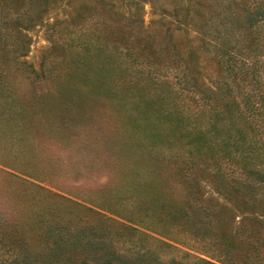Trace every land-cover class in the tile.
Here are the masks:
<instances>
[{"label": "rangeland", "instance_id": "374dc122", "mask_svg": "<svg viewBox=\"0 0 264 264\" xmlns=\"http://www.w3.org/2000/svg\"><path fill=\"white\" fill-rule=\"evenodd\" d=\"M175 1L180 2L177 15ZM257 1L27 0L23 5L32 14L28 20L24 14L6 13L3 7L9 0H0V236L5 234L7 246L24 239L30 255L46 257L73 236L60 239L47 233L48 225L63 222L80 240L102 245L95 254L112 255L117 263L118 258L144 264L200 258L224 264L194 248L181 225L153 209L152 199L160 194L154 186L167 187L180 200L186 188L171 179V166L162 159L167 154L163 125H158L163 131L157 138L154 118L143 122L134 97L119 92L118 75H111L125 58L124 50L106 46L102 38L119 40L116 35L124 29L117 24L134 26L137 19L156 37L170 31L195 49L200 78L214 88L215 63L211 52L198 49L201 34L191 20L194 10L201 4L204 18L212 16L222 32L232 28L238 36L229 19L242 18L244 5L252 7ZM78 16L85 19L74 25ZM104 18L113 24L112 32L105 29ZM253 30L264 41V20ZM76 52L94 70L108 66L106 58L113 68L73 79L69 60ZM60 53L63 59L57 57ZM259 64L264 66V54ZM41 216L48 220L37 222ZM10 218L21 222H8ZM216 223L209 225L213 229Z\"/></svg>", "mask_w": 264, "mask_h": 264}, {"label": "trees", "instance_id": "16d2710c", "mask_svg": "<svg viewBox=\"0 0 264 264\" xmlns=\"http://www.w3.org/2000/svg\"><path fill=\"white\" fill-rule=\"evenodd\" d=\"M26 1L9 0L3 10L17 16L27 15L29 20L32 14L23 5ZM179 6L180 2L175 1V15ZM226 8L228 17L230 6ZM200 9L201 4L191 20L195 19L196 30L201 34L198 49L212 53L214 88L201 80L194 48H187L170 31L163 38L156 37L142 28L138 19L134 26L117 22L119 29H124L120 36L116 35L117 30L114 33L119 40L102 38L106 46L124 50L125 58L116 71L110 67L111 58H106V68L99 65L94 70L85 56H77L79 52H76L69 60L70 75L89 79L94 72L114 71L111 75H118L119 92L134 97V109L143 119L139 117V120L154 118L157 126L152 127H156L157 138L163 131L158 125H163L167 154L162 159L171 166V179L182 184L186 193L180 200L166 191L167 187L164 190L154 186L160 194L152 199V206L160 217L181 225L186 238L196 243L194 248L216 257L220 263L264 264V66L259 64L264 41L253 30L264 20V2L258 0L252 7L245 4L242 18L229 19L237 27L238 36H234L232 28L222 32L212 16L204 18ZM42 10L37 8L39 13ZM77 19L79 22H72L74 25L85 17ZM104 20L105 29L112 32L113 24L109 19ZM63 47L60 44L62 50ZM57 57L63 59L61 53ZM104 59L105 56L102 60L106 62ZM126 62L134 64L128 67ZM139 130L145 134L151 132L146 126ZM145 138L148 142L149 136ZM164 178L170 180L167 175ZM37 219V222L48 220L43 216ZM7 221L21 222L18 218ZM211 221L220 223L212 229ZM47 227L48 234L60 239L73 236L60 244L55 253L42 257L30 255L27 252L30 243L24 239L15 246H7L3 234L0 264H144L132 263L128 258H118L117 263L112 255L95 254L102 245L76 238L63 222ZM164 264L217 263L200 258L184 263L173 258Z\"/></svg>", "mask_w": 264, "mask_h": 264}]
</instances>
